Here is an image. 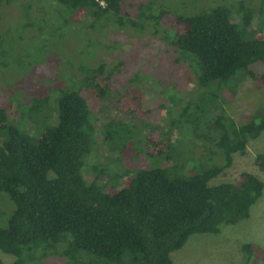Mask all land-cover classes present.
I'll list each match as a JSON object with an SVG mask.
<instances>
[{"label":"trees","instance_id":"1","mask_svg":"<svg viewBox=\"0 0 264 264\" xmlns=\"http://www.w3.org/2000/svg\"><path fill=\"white\" fill-rule=\"evenodd\" d=\"M156 1L137 5L131 0H56L60 31L88 13L92 19L84 30L110 15L121 19L122 10L123 16L133 19L134 5L139 20L161 18L166 9L155 15ZM233 2L210 3L173 17L169 45L178 53L174 59L178 66L167 76L171 94L162 84L166 77L157 76L162 90L155 105L147 103L145 81L139 75L130 85L119 79L112 83L121 62L111 68L103 62L81 64L80 82L68 83L52 72L48 80L31 81L19 92L24 94L23 104L6 94L10 98L0 102V193H7L15 208L7 225L0 227V249L17 257L14 264L23 261L24 252L39 248L73 253L82 262L95 256L103 264H176L171 253L192 234L218 233L223 224L249 217L264 190L257 174L244 170L235 180L212 181L232 166L236 154L248 153V142L264 131V114L248 115L237 125L222 112L211 110L208 115L195 102L203 89L240 84L237 79L242 76L257 88L264 86V71L252 68L264 62V0ZM192 81L196 89L189 92ZM116 91L118 108L142 120L155 110H166L170 129L177 128L179 137L184 132L180 119L205 127L207 134L193 138L205 147L196 156L197 146L184 149L176 139L156 142L151 149L155 143L151 133L142 135L134 124L109 121L101 133L109 148L127 159L125 179L118 184L121 175L106 172L107 166L96 170V177L86 178L83 169L98 144L97 109ZM176 109L179 116L174 119ZM32 124L38 130L30 132ZM130 148L129 160L124 151ZM254 162L264 172V153H258ZM104 178H110L107 189L98 184ZM244 249L250 253L248 263L264 264L257 245L246 243Z\"/></svg>","mask_w":264,"mask_h":264},{"label":"rangeland","instance_id":"2","mask_svg":"<svg viewBox=\"0 0 264 264\" xmlns=\"http://www.w3.org/2000/svg\"><path fill=\"white\" fill-rule=\"evenodd\" d=\"M131 1L138 5L140 2L149 3L151 0ZM221 1L223 0H157L155 15H158L161 9H166L161 18L139 20L136 17L137 5H134V14H130L133 19L123 16L125 13L122 10L121 19L110 15L101 21L104 27L98 22L91 30H84L83 25H87L92 19L91 13H88L81 22L66 26L64 31H60V11L56 8V0H4L0 5V102L7 101L10 96L6 94L9 93L14 103L23 104L24 94L19 92H24V88L31 81L39 78L49 79L52 72L59 79L60 76L63 77L68 83L80 82L82 72L78 67L81 64L95 66L103 62L107 64V68H111L121 62L122 65L117 67L112 76V83L119 79L125 86L130 85V80L139 75L140 80L145 81L143 91L147 103L155 105L162 90L157 76L161 77V80L162 74L166 77L162 84L165 91L171 94L167 76L178 66L174 62L178 53L169 45L170 36L174 32L171 20L178 13H191L195 7L210 3L234 4L233 0ZM252 68L262 72L264 62L256 63ZM43 70L46 72L43 73ZM154 76L155 78H152ZM245 79V76H242L237 79L242 83L230 82L225 88L219 84L205 88L201 91L203 93L197 95L195 102L202 110L207 111L208 115L211 110H214V113L219 111L228 117V120L241 125L248 115L264 114V86L257 88L254 84L244 82ZM195 89L196 85L192 81L187 90L190 92ZM117 95V91L112 92L109 99L97 109L94 125L98 144L83 169L86 178H94L100 167L107 166L106 172L110 169L112 173L121 175L117 179L118 184L125 179L122 173L126 168L127 159L112 151L101 133L103 125L109 121L134 124L142 135L151 133L155 140V143L150 145L151 149L157 147L156 142L168 144L176 139L184 149L192 145L197 146L196 156L199 150L205 147L202 144L204 140H200L202 143L198 142L200 144L197 145L193 139L201 133L207 134L205 127L190 124L194 122L187 119H180L184 132L179 137L177 128L170 129L166 110H155L148 119L142 120L135 113L120 110ZM56 99V96L52 97L53 104ZM15 112L14 106L10 110V121L14 119ZM178 116L179 110L176 109L172 117L175 119ZM190 119L193 120V115ZM35 128L38 130V127ZM35 128L32 124L28 130L33 132ZM131 153V148L124 151L129 160ZM258 153H264V131L248 142V153L236 154L232 166L215 177L212 183L235 180L244 170L257 174L264 181V172L260 171L254 162ZM108 182L110 178H104L99 180L98 184L107 189L111 185ZM14 208L15 205L8 194L0 193V227L7 225ZM246 243L257 245L263 252L261 255L264 254V190L261 197L251 206L248 218L234 224H223L218 233L192 234L182 248L171 253V258L176 264H252L254 260L248 263L250 253L244 249ZM68 255H60L55 250L45 252L39 248L36 252H24L23 261L18 264H98V260L102 261L101 264L104 263V260L95 256L82 262L75 259L73 253ZM0 257L4 264H14L17 259L1 249Z\"/></svg>","mask_w":264,"mask_h":264}]
</instances>
